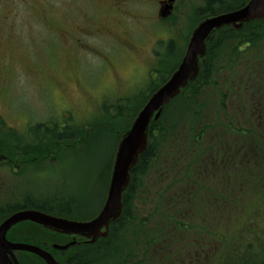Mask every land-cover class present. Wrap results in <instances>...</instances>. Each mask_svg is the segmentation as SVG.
<instances>
[{
    "label": "trees",
    "instance_id": "16d2710c",
    "mask_svg": "<svg viewBox=\"0 0 264 264\" xmlns=\"http://www.w3.org/2000/svg\"><path fill=\"white\" fill-rule=\"evenodd\" d=\"M247 1L226 0V12ZM167 46L172 48L173 43ZM158 62L163 63L161 57ZM177 64L152 71L155 79L150 80L132 115L123 116L119 102L115 113L123 118L120 123L129 125ZM111 118L113 124L116 116ZM30 129L27 139L1 128L0 157L18 158L26 169L51 158L62 146L55 145L59 137L67 149L76 147L78 135L71 128L54 138L50 136L57 133L46 125ZM40 129L45 132L38 135ZM130 174L121 216L106 239L57 252L51 245L65 244L68 238L31 223L19 224L7 239L45 249L60 264H264V19L240 30L229 27L215 33L207 43L197 79L150 125L147 148ZM154 174L160 181L153 183L158 188H144L143 180ZM107 185L108 180L103 198ZM142 190L156 197L151 208L148 203L151 211L145 216L139 211L146 204L138 200ZM246 192L258 195L241 204L239 198ZM74 204L62 194L52 199L25 198L0 209V223L20 210L76 221L94 218L95 214L74 217L78 209ZM231 204L248 214L238 224L233 219L226 227ZM254 243L259 245L255 249ZM21 256V264H44L34 256Z\"/></svg>",
    "mask_w": 264,
    "mask_h": 264
},
{
    "label": "rangeland",
    "instance_id": "374dc122",
    "mask_svg": "<svg viewBox=\"0 0 264 264\" xmlns=\"http://www.w3.org/2000/svg\"><path fill=\"white\" fill-rule=\"evenodd\" d=\"M68 2H54V34L35 22L31 33L27 16L12 18V24L9 23L12 27L6 26L7 36L12 40L0 51V74L4 78L3 85L0 81V115L16 134L30 136V127L59 122L67 114L71 119L67 125L74 129L77 124L81 127L77 135L82 142L73 149L62 146L55 152V160L38 167L21 168L16 175L1 167L0 207L22 203L25 198L52 199L62 194L65 201H75L78 209L73 216L83 218L97 214L105 200L103 195L117 135L128 125L120 123L123 118L117 117L113 106L120 102L121 114L132 115L149 89L150 80L155 79L152 71L180 62L184 40L194 26L195 10L202 1L184 0L182 5L178 2L174 16L165 22L152 16L150 20L127 21V33L123 37L132 41L128 42L130 49L129 46L118 47L119 44L111 48L103 38L81 36L85 47L78 52L72 50L71 40L57 29L66 25L69 15L65 4ZM121 27L118 26V30ZM172 39L175 47L169 48L167 42ZM47 41L57 45L56 49H49ZM160 57L163 63L159 65ZM42 73L48 74L51 80L48 76L38 80ZM113 115L116 119L111 124ZM44 132L40 129L38 135ZM154 175L143 180L144 188H158L155 184L160 181ZM256 195L246 192L239 201L241 204L250 202ZM138 200L146 203L144 209L139 210L145 216L156 197L142 190ZM241 210L233 204L229 206L226 227L233 219L237 223L248 214ZM241 250L244 257L245 248L241 246Z\"/></svg>",
    "mask_w": 264,
    "mask_h": 264
},
{
    "label": "water",
    "instance_id": "95a60500",
    "mask_svg": "<svg viewBox=\"0 0 264 264\" xmlns=\"http://www.w3.org/2000/svg\"><path fill=\"white\" fill-rule=\"evenodd\" d=\"M174 0H168L172 3ZM171 7L161 10L162 19L170 16ZM264 19V0H249L242 8L203 19L191 32L184 55L169 79L154 92L126 133L121 137L113 156L111 174L105 203L93 220L74 222L52 217L33 210L19 211L0 225V264H19L17 254L28 253L41 259L45 264H59L46 250L25 243H12L6 238L9 230L20 223L30 222L47 231L81 238L84 244H93L108 236L109 227L122 211V194L131 181L130 171L135 167L139 155L147 148V134L151 122H156L163 108L180 95L199 74V63L206 54L207 43L216 31L231 27L240 30L245 24ZM75 245V240L66 245H52V249L66 251Z\"/></svg>",
    "mask_w": 264,
    "mask_h": 264
},
{
    "label": "flooded vegetation",
    "instance_id": "af4514ba",
    "mask_svg": "<svg viewBox=\"0 0 264 264\" xmlns=\"http://www.w3.org/2000/svg\"><path fill=\"white\" fill-rule=\"evenodd\" d=\"M201 1V4L195 10V16L198 22L207 17L226 13V0ZM54 2L55 0H0V16L2 17L0 19V51L2 48L6 49V45L12 40V38H9L10 36H7L6 26L9 28L12 27L10 24H12V18L14 19L15 17L27 16L28 20L26 19V21L30 23L28 27H30L29 30L31 33L32 24L35 22L37 25L44 27L47 31L54 34L56 27ZM178 2L182 5L184 0H174L172 3H169L168 0H69L68 4H65L66 13L69 15L67 21H65L66 25L64 28L57 29L64 38L71 40L72 50H77L76 52L85 47V42L81 36L87 38H103V42L110 44L111 48L114 44H119L118 47L123 48V46H129L128 42H132L123 37L127 33V24L125 25L127 21L132 19L150 20L152 16L157 21L165 22L167 19H161L159 17L161 10L166 7H171L170 17H172L176 9H178ZM120 25L122 26L121 31L118 30V26ZM50 42L52 41L46 42L47 47L55 50L57 45L55 46ZM169 43H173V47H175L173 39ZM115 47L118 48L117 45ZM128 48L130 49V46ZM42 74V76L38 77V80L47 78L46 76L51 80L48 74ZM0 81L3 85L4 78L2 74H0ZM62 121L60 120L59 122ZM52 123L51 125L54 126V121ZM65 127V123L57 124V128L61 130ZM1 167L9 170L10 174L16 175L21 169V163H19L18 158L8 159L1 156ZM67 238L69 242L72 241V237ZM243 240L246 241V238ZM252 246L255 249L259 245L254 243Z\"/></svg>",
    "mask_w": 264,
    "mask_h": 264
},
{
    "label": "bare ground",
    "instance_id": "6f19581e",
    "mask_svg": "<svg viewBox=\"0 0 264 264\" xmlns=\"http://www.w3.org/2000/svg\"><path fill=\"white\" fill-rule=\"evenodd\" d=\"M140 156V155H139ZM139 158V157H138Z\"/></svg>",
    "mask_w": 264,
    "mask_h": 264
}]
</instances>
